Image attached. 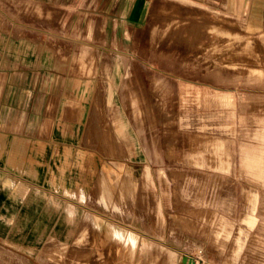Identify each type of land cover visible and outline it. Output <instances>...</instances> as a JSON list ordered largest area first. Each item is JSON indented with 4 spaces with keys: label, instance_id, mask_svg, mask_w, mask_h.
<instances>
[{
    "label": "rangeland",
    "instance_id": "374dc122",
    "mask_svg": "<svg viewBox=\"0 0 264 264\" xmlns=\"http://www.w3.org/2000/svg\"><path fill=\"white\" fill-rule=\"evenodd\" d=\"M84 1L0 0V264H264V0Z\"/></svg>",
    "mask_w": 264,
    "mask_h": 264
},
{
    "label": "bare ground",
    "instance_id": "6f19581e",
    "mask_svg": "<svg viewBox=\"0 0 264 264\" xmlns=\"http://www.w3.org/2000/svg\"><path fill=\"white\" fill-rule=\"evenodd\" d=\"M256 1L259 0H254L252 6L250 7V26L254 29H257L261 26L262 24V16H261V9L260 7L257 5ZM251 2V1H250ZM241 8V7H240ZM247 12V11H246ZM248 16V15H247ZM248 27V26H247ZM223 35H226L225 33ZM105 200V199H104ZM102 203V202H101ZM104 205V204H103ZM104 207H107V205L105 204ZM116 253V252H115ZM111 259V258H109ZM107 259V260H109ZM106 260V259H105Z\"/></svg>",
    "mask_w": 264,
    "mask_h": 264
},
{
    "label": "crops",
    "instance_id": "0c3cea01",
    "mask_svg": "<svg viewBox=\"0 0 264 264\" xmlns=\"http://www.w3.org/2000/svg\"><path fill=\"white\" fill-rule=\"evenodd\" d=\"M87 2V3H86ZM88 2H89V0H86V1H84V4H82L81 6H80V11L81 12H83V11H85V10H89V11H95L96 10V8H97V3H95L94 4V7L92 8H90V7H86L85 6V3L86 4H88ZM99 2V1H98ZM67 203L70 205V208L72 209V212L73 213H75L76 212V207H75V203H76V201H75V199H72V197H67ZM77 211H79L78 209H77ZM62 213V212H61ZM60 213V215L58 216V219H62V214ZM73 231V230H72ZM76 233V232H75ZM80 234H82V233H80ZM83 234H84V232H83ZM130 246V245H129ZM133 247H134V245H131L130 246V250H131V248L133 249ZM133 252V251H132ZM136 261L137 260H134V263L133 264H135L136 263ZM144 264V263H143ZM147 264H149V262H147Z\"/></svg>",
    "mask_w": 264,
    "mask_h": 264
}]
</instances>
